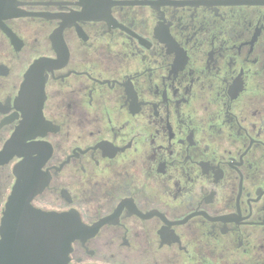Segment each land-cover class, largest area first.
I'll return each mask as SVG.
<instances>
[{"label":"flooded vegetation","instance_id":"flooded-vegetation-1","mask_svg":"<svg viewBox=\"0 0 264 264\" xmlns=\"http://www.w3.org/2000/svg\"><path fill=\"white\" fill-rule=\"evenodd\" d=\"M13 11L0 20V153L28 122L0 164V226L19 181L34 209L88 230L69 264H264V0ZM32 69L31 121L19 94Z\"/></svg>","mask_w":264,"mask_h":264},{"label":"water","instance_id":"water-1","mask_svg":"<svg viewBox=\"0 0 264 264\" xmlns=\"http://www.w3.org/2000/svg\"><path fill=\"white\" fill-rule=\"evenodd\" d=\"M14 0H0V20L18 16L13 11ZM2 27V26H1ZM38 86L42 87L34 70H30L22 83L19 100L22 109L31 114L41 108L31 102L37 97ZM41 94V93H40ZM28 119L22 123L20 130L14 134L0 153V164L7 162L16 149H24L20 131L25 129ZM18 156L23 154L18 153ZM25 182H17L9 197L0 226V264H69L71 243L88 236V230L79 218L71 213H51L34 209Z\"/></svg>","mask_w":264,"mask_h":264}]
</instances>
